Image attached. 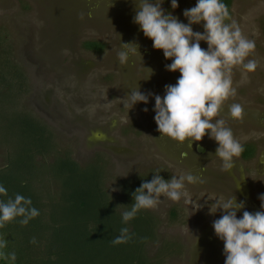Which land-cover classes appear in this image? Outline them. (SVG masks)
Returning <instances> with one entry per match:
<instances>
[{
  "label": "rangeland",
  "instance_id": "rangeland-1",
  "mask_svg": "<svg viewBox=\"0 0 264 264\" xmlns=\"http://www.w3.org/2000/svg\"><path fill=\"white\" fill-rule=\"evenodd\" d=\"M196 2L178 0L173 9L171 0H163L161 7L188 23L183 12ZM135 12V0H0V62L9 59L10 67H18L26 78L18 96L13 86L0 88V140H14L18 111L29 112L53 134L55 152L46 160L57 152L68 154L79 166L101 159L105 187L116 200L122 179H152L157 170L165 172V180L189 172L198 176L203 183L185 181L179 202L162 195L157 207L145 209L158 220L157 238L147 249L153 254L164 244L176 245L174 252L159 258L160 264H224V242L212 226L222 211L212 214L210 208L235 195L237 202H245L238 218L245 210L264 211L259 208L264 194V0H232L230 5L232 20L256 43L247 59L259 64L254 72L234 69L236 96L228 104L244 107L243 121L231 118L227 105L216 118L226 121L242 145L254 146L253 155L235 158L230 171L222 170V160L215 156L218 143L208 135L190 147L157 130L155 95L163 96L165 85H174L181 74L166 70L172 61L163 50L154 49L153 41L133 22ZM192 27L204 31L203 22ZM87 41L103 48H87ZM129 42L139 45L142 61L130 54L121 65L117 53ZM200 45L208 47L206 41ZM146 68L153 70L149 79H143ZM138 86L155 95H149L147 104L126 107L128 94ZM196 144L204 150L195 152ZM3 145L0 167L6 162Z\"/></svg>",
  "mask_w": 264,
  "mask_h": 264
},
{
  "label": "clouds",
  "instance_id": "clouds-1",
  "mask_svg": "<svg viewBox=\"0 0 264 264\" xmlns=\"http://www.w3.org/2000/svg\"><path fill=\"white\" fill-rule=\"evenodd\" d=\"M162 2L135 0L133 22L139 25L145 37L153 41V48L163 50L164 57L172 61L165 65L166 70H178L181 75L174 85H165L163 96L145 94L139 90V86L132 89L128 94L129 105L125 106L131 108L137 102L147 104L149 95H155L154 119L161 135L180 143L187 142L190 147L193 142H199L208 135L218 143L215 156L222 160V170L230 171L235 166V158L244 152V146L235 139L231 128L225 126L226 121L216 118L220 117L227 105L230 117L243 121L244 107L240 103L228 104V101L236 96L234 69L241 66L248 72H254L259 66L257 60L247 59L254 54L256 43L243 34L222 0H197L194 7L183 12L188 23L179 21L171 13L166 14L161 7ZM178 6V0H171L173 9ZM201 22L204 31H194L192 25ZM201 41L207 42V49L201 47ZM121 49L117 53L121 65L126 64L130 54H138L142 61L137 43H122ZM146 69L148 74L143 79H149L153 74L152 69ZM143 110L148 111L147 108ZM159 172L157 170L151 181L142 182L136 188L131 209L122 213L124 223L132 220L142 209L157 207L162 195L179 202L185 181L190 184L203 183L190 172L169 180H165ZM239 187L237 183L236 188ZM0 196H8L3 185H0ZM259 198L264 209V194ZM31 204L30 198L20 194H16L14 199H0V228L17 218H22L19 223L26 226L39 216V211ZM244 207L245 202H237L234 195L210 208L212 214L217 210L222 211L212 226L216 236L224 242V264H264V211L253 213L245 210L238 218L237 212ZM131 238L129 229L124 227L111 243H126ZM31 243H36L35 237ZM7 244V240L0 237V260L15 264L16 253L6 252Z\"/></svg>",
  "mask_w": 264,
  "mask_h": 264
},
{
  "label": "trees",
  "instance_id": "trees-1",
  "mask_svg": "<svg viewBox=\"0 0 264 264\" xmlns=\"http://www.w3.org/2000/svg\"><path fill=\"white\" fill-rule=\"evenodd\" d=\"M231 1L222 0L229 11ZM262 28L264 31V23ZM85 46L103 48L92 41ZM8 60L0 62V88L13 86L14 96H18L25 89L26 78L18 67L12 69ZM17 118L20 125L15 139L0 140L6 146L0 185L8 192L0 199L23 195L31 199V207L40 214L26 226L19 223L22 218H17L0 228V237L8 242L5 251L16 253L15 264H160L159 258L174 252L176 245L172 248V244H164L160 251L157 247L153 254L148 252V245L157 238L158 220L145 209L127 223L122 220V213L134 203L136 188L151 178L120 180L116 200L105 187L101 159L79 166L68 154L57 152L48 162L47 156L55 152L51 131L27 111H18ZM243 146V157H251L253 148ZM164 173L160 171L159 175L166 178ZM170 217L176 218L174 209ZM124 227L132 238L112 244ZM33 237L35 244L31 243ZM0 264L12 262L0 260Z\"/></svg>",
  "mask_w": 264,
  "mask_h": 264
},
{
  "label": "flooded vegetation",
  "instance_id": "flooded-vegetation-1",
  "mask_svg": "<svg viewBox=\"0 0 264 264\" xmlns=\"http://www.w3.org/2000/svg\"><path fill=\"white\" fill-rule=\"evenodd\" d=\"M263 106H264V101H263ZM261 119H263L264 120V113H263V111H262V117H261ZM243 145H249V146H251L252 148H253V152H254V146L252 145V144H249V142H248V144H243ZM198 146H200V145H198V144H196L195 145V152L197 151V147ZM259 208L261 209V207L259 206ZM262 210V209H261ZM263 211V210H262Z\"/></svg>",
  "mask_w": 264,
  "mask_h": 264
},
{
  "label": "water",
  "instance_id": "water-1",
  "mask_svg": "<svg viewBox=\"0 0 264 264\" xmlns=\"http://www.w3.org/2000/svg\"><path fill=\"white\" fill-rule=\"evenodd\" d=\"M197 150H198L199 152H201V151L204 150V148H203L202 146H198V147H197Z\"/></svg>",
  "mask_w": 264,
  "mask_h": 264
}]
</instances>
